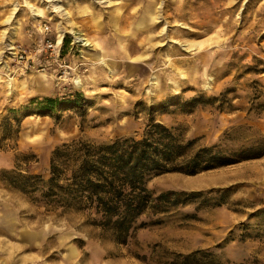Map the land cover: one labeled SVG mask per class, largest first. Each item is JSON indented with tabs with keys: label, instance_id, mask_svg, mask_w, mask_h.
I'll list each match as a JSON object with an SVG mask.
<instances>
[{
	"label": "rangeland",
	"instance_id": "rangeland-1",
	"mask_svg": "<svg viewBox=\"0 0 264 264\" xmlns=\"http://www.w3.org/2000/svg\"><path fill=\"white\" fill-rule=\"evenodd\" d=\"M147 10L154 21L141 19ZM74 92L87 101L82 115L30 103ZM263 105L264 0H0V171L47 178L56 146L140 137L150 117L194 149L237 148L264 138ZM148 187L199 191L203 200L157 223L141 216L147 224L125 245L100 239L83 213L35 205L1 175L0 209L16 212L28 264H172L197 249L215 253L209 264H264V155L164 173ZM221 189L215 204L219 195L207 192Z\"/></svg>",
	"mask_w": 264,
	"mask_h": 264
},
{
	"label": "trees",
	"instance_id": "trees-1",
	"mask_svg": "<svg viewBox=\"0 0 264 264\" xmlns=\"http://www.w3.org/2000/svg\"><path fill=\"white\" fill-rule=\"evenodd\" d=\"M195 102L196 97H192L185 103L191 106ZM30 103L47 114L73 110L82 115L87 105L79 92L68 97H34ZM165 104L149 107L148 112L163 110ZM193 143L181 140L171 127L150 117L140 137L127 135L99 143L79 138L56 146L50 155L47 178L14 168L1 170L0 175L35 205L59 215L83 213V224L99 230L100 239L125 245L137 228L147 224L138 223L141 216H154L152 223H157L160 216L200 200L204 194L173 189L155 192L148 187L152 178L172 172L194 175L264 155V138L237 148L218 143L194 149ZM227 191L207 193L218 194L215 204H219ZM214 254L197 249L175 255L172 264H209Z\"/></svg>",
	"mask_w": 264,
	"mask_h": 264
},
{
	"label": "crops",
	"instance_id": "crops-1",
	"mask_svg": "<svg viewBox=\"0 0 264 264\" xmlns=\"http://www.w3.org/2000/svg\"><path fill=\"white\" fill-rule=\"evenodd\" d=\"M0 214V264H28L27 257H24L27 253L23 252L28 246L21 240H16L18 231L23 229L16 212L0 209ZM37 255L31 257L34 258V263L38 260Z\"/></svg>",
	"mask_w": 264,
	"mask_h": 264
},
{
	"label": "bare ground",
	"instance_id": "bare-ground-1",
	"mask_svg": "<svg viewBox=\"0 0 264 264\" xmlns=\"http://www.w3.org/2000/svg\"><path fill=\"white\" fill-rule=\"evenodd\" d=\"M155 18L156 17H154L152 14H150L149 13V11L147 10V12H146V15L145 14H143V16H142V20L143 21H154L155 20ZM148 19V20H147ZM8 46H9V49H13V47L11 46V44H8ZM77 84H78V82H76Z\"/></svg>",
	"mask_w": 264,
	"mask_h": 264
},
{
	"label": "built area",
	"instance_id": "built-area-1",
	"mask_svg": "<svg viewBox=\"0 0 264 264\" xmlns=\"http://www.w3.org/2000/svg\"><path fill=\"white\" fill-rule=\"evenodd\" d=\"M48 47L50 48H52V50H53V45L50 43L49 45H48Z\"/></svg>",
	"mask_w": 264,
	"mask_h": 264
}]
</instances>
